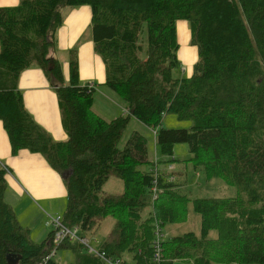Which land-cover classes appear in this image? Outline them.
<instances>
[{
    "label": "trees",
    "instance_id": "16d2710c",
    "mask_svg": "<svg viewBox=\"0 0 264 264\" xmlns=\"http://www.w3.org/2000/svg\"><path fill=\"white\" fill-rule=\"evenodd\" d=\"M80 6L91 10L103 85L123 103L109 121L93 110L94 86L79 83L77 57L71 54L65 80L52 55L62 9ZM177 21L188 23L198 50L189 78L173 74L180 69ZM34 67L54 90L64 141L25 109L18 81ZM167 114L190 127L162 128ZM131 119L155 129L159 163L170 162L176 144H187L194 169L234 195L183 194L171 167L150 160L139 132L120 148ZM0 123L12 156L40 155L61 176L66 226L83 237L108 228L96 249L85 237L98 255L61 243L75 255L71 264H264V0H19L0 7ZM6 173L0 166V264L9 255L19 257L17 264H37L50 253L52 232L40 243L31 240L6 201ZM112 177L121 192L104 196ZM189 205L200 217L199 235L163 238L165 225L187 221ZM108 218L103 227L100 220Z\"/></svg>",
    "mask_w": 264,
    "mask_h": 264
},
{
    "label": "rangeland",
    "instance_id": "374dc122",
    "mask_svg": "<svg viewBox=\"0 0 264 264\" xmlns=\"http://www.w3.org/2000/svg\"><path fill=\"white\" fill-rule=\"evenodd\" d=\"M2 2H6L8 4L11 3L8 0H0V3ZM13 6H16V5H11L7 7H13ZM82 8L83 7L80 6V7H66L62 9L61 13L63 17V22L61 26L63 27L59 28L58 32L61 31L63 34V37L59 39V36L57 35V40L55 38V41H57L58 43V47H57L58 51L62 46L68 43L69 39L73 37L74 34L79 33V32H85V34L83 35L82 42L85 41L84 37L87 35L89 43L92 44L91 25H90L91 15L89 18L82 16V12L84 13ZM65 26L69 27L68 33L66 29H62ZM176 33H177V45H180L179 43L182 42L183 46H180V47L178 46V49L176 51L177 59L180 63V69L178 70L176 69L173 72V74L177 78H179L180 76L189 78L193 73L194 65L198 59V50L196 46L192 45L191 43V33H190L188 23L186 21H177ZM186 41H188L187 45H186ZM79 42L81 43V41ZM76 50H77V44L72 50H69V51H70V55L74 54L75 56H77V58H80L81 62L84 64V70H82L81 76L83 77L85 74L93 73V72L97 73V77H94V80H89V81H84V82L81 81L82 85L84 86L92 85V86L97 87V90L94 93L93 110L96 112L99 110H107L106 115H110L112 113L110 116H107V117H111L112 115H116V116L119 115L121 113L120 105H123L122 101L118 98V96L113 91H109V89H107L104 85L99 86V84L101 83L100 79H104L105 81V67H104V64L101 58L97 55L95 59L97 63H94V59L92 55L90 54V52L86 49L84 45L80 46V49H79L80 53H76ZM58 57H62L63 62L65 63L66 61V63H68L67 59L69 57V54H65L64 52L60 54L58 53ZM189 64H191L190 67H188ZM185 70H188L186 74H184ZM63 75L66 80L69 75L68 65L63 70ZM100 88H103V90H105V92L108 93V97L114 100L117 104L110 103V101L106 99L102 93H100V90H101ZM57 106H58V103H57ZM99 107H104V108H99ZM47 109H48V105H47ZM58 112H59V109H58ZM161 127L164 129H187L190 127V123L187 121H179L176 119L174 115L167 114L162 119ZM0 128H2L1 123H0ZM154 130L155 129L148 128L147 126L141 124L135 119H131L120 140L119 147L120 148L123 147L124 143L126 142V140L128 139V137L130 136L132 132L134 131L139 132L146 139L150 160L156 163V166L159 169H164L163 167L164 165H167V166L169 165L171 167L170 172L173 174L177 182L182 185L181 192L183 194L188 195L192 199L197 198V197L198 198H201V197L227 198V197H232L234 195V189L226 186L221 180L212 179L208 181L203 175V173L194 169L193 162L187 161L191 158V154L189 152L187 144H176L173 147L172 157L166 158V159H169L170 162L167 164L159 163L157 160L159 158L162 160L164 159V157L159 153L155 145V137L153 133ZM2 163L3 162L0 157V166H3ZM8 176L9 175L6 173L5 179L9 178ZM16 180L17 182L19 181L18 178H16ZM121 189H122L121 182L112 177L109 179L108 183H106V185L103 187L102 195L117 196V194L121 192ZM9 201L11 202V200ZM58 210L62 211V208H58ZM33 213L31 216L33 217L36 215L37 216H36V220H34L32 223L33 224L41 223V225L38 227L37 231L31 235V239L34 242L36 241L41 242L47 238L49 232H51L52 230L51 226L49 225L48 216H55L57 214H53V215L47 214L46 215V213L45 214L43 213L41 214V217H40L39 216L40 214H37V212H33ZM63 213L64 212L62 213L58 212V214H62V217H63ZM42 215H44V218L42 217ZM99 223H102L103 227H105L111 224L112 221L109 218L106 220L101 219ZM23 229L25 228L23 227ZM199 230H200V217L198 214H196L193 211L192 206L189 205L187 221L185 223L177 224V225H171V224L165 225L163 227V235H164L163 238H169L173 236L182 235L186 232H193L194 234L199 235ZM107 231H108V228H105L103 231H101V233L96 232L95 234H86L85 237L88 239L89 245L93 247L94 249H96L97 243L99 242V238L103 237V235L107 233ZM42 234L44 236H42ZM78 235L80 236L82 235V233H79ZM42 237H45V238L41 239ZM208 237L215 238L216 232L211 231ZM54 252L55 254L52 257V260L58 264H71L75 260L74 253L69 249L54 247ZM174 264H181V263L176 262Z\"/></svg>",
    "mask_w": 264,
    "mask_h": 264
},
{
    "label": "crops",
    "instance_id": "0c3cea01",
    "mask_svg": "<svg viewBox=\"0 0 264 264\" xmlns=\"http://www.w3.org/2000/svg\"><path fill=\"white\" fill-rule=\"evenodd\" d=\"M8 1L11 3L8 4L6 2H2L0 3V7L17 5L19 3V0ZM82 7L84 11V13L82 12V16L89 18L91 15L90 8L87 6ZM62 29H66L68 33L69 27L65 26ZM84 34L85 32L74 34V36L69 39L68 43L62 46L59 51L57 50L58 43L55 41L56 45L52 55L53 58L57 59L62 64V70L65 69L68 63H66V61L64 63L62 57H58V53L60 54L64 52L65 54H69L67 59V61H69L71 57L69 50H72L76 44V53H80V46L84 45L92 55L94 63H97L95 60L97 55L94 53L93 46L89 43L87 35L84 37L85 41L82 42ZM57 35L59 36V39L63 37L61 31H57L55 37L56 40ZM78 40L81 41V43ZM179 44V47L183 46L182 42ZM187 44L188 41H186V45ZM77 60L79 66L80 83L81 81L84 82L94 80V77H97L96 72L85 74L83 77L81 76L82 70H84V64L81 62L80 58H77ZM190 65L191 64H189L188 67H190ZM187 72L188 70H185L184 74ZM100 80L101 83L99 86L103 85L105 82L104 79ZM18 89L22 93L25 109L32 116L34 121L44 128L55 141L66 140L67 137L63 132L60 122L56 95L44 73L35 67L24 71L20 75ZM94 89L97 90V87L94 86ZM100 89V93H102L104 97L110 101V103L117 104L114 100L108 97V93L105 92L103 88ZM121 106L122 105H120V108ZM94 112L107 121L116 117V115L107 117L112 114L106 115L107 110H99ZM0 157L3 162L2 164L8 170L7 174L9 175V178L6 179V201L8 204L13 206L12 208L16 212L19 223L29 231V236L31 238V235L36 232L38 227L41 225V223H32L34 220H36L37 216H31L33 212L40 214V217L43 213H46V215L57 214L62 216V214H58V212H65V208L67 206V193L62 182V178L47 165L46 161L40 155L32 154L27 151H19L16 156H12L7 136L3 128H0ZM16 178H18V182ZM9 200H11L13 203H11ZM58 208H62V211H59ZM42 217L44 218V215H42ZM42 236L44 235L42 234ZM44 238L45 237H42L41 239ZM36 242L40 243V241Z\"/></svg>",
    "mask_w": 264,
    "mask_h": 264
},
{
    "label": "built area",
    "instance_id": "2783aa9c",
    "mask_svg": "<svg viewBox=\"0 0 264 264\" xmlns=\"http://www.w3.org/2000/svg\"><path fill=\"white\" fill-rule=\"evenodd\" d=\"M91 88V86H90ZM49 217V225L52 228V249L54 247H59V245L65 241L70 243H78L81 245L89 254L98 255V253L88 246L87 240L83 236L78 235L77 228H70L66 226L63 221V217L60 215L48 216ZM53 256L46 255L41 259L39 264H47Z\"/></svg>",
    "mask_w": 264,
    "mask_h": 264
},
{
    "label": "water",
    "instance_id": "95a60500",
    "mask_svg": "<svg viewBox=\"0 0 264 264\" xmlns=\"http://www.w3.org/2000/svg\"><path fill=\"white\" fill-rule=\"evenodd\" d=\"M63 177H65V175H63ZM7 264H17L19 257H15L13 255H9L7 256Z\"/></svg>",
    "mask_w": 264,
    "mask_h": 264
},
{
    "label": "bare ground",
    "instance_id": "6f19581e",
    "mask_svg": "<svg viewBox=\"0 0 264 264\" xmlns=\"http://www.w3.org/2000/svg\"><path fill=\"white\" fill-rule=\"evenodd\" d=\"M54 254H55V252H54V250L51 248L50 249V253H49V255H51V256H54ZM48 255V254H47ZM41 262V260L37 263V264H39Z\"/></svg>",
    "mask_w": 264,
    "mask_h": 264
}]
</instances>
